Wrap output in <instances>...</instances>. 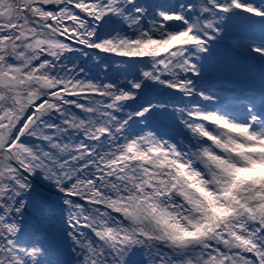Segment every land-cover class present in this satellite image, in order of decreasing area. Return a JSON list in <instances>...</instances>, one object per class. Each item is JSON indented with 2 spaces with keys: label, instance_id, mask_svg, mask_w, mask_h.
Wrapping results in <instances>:
<instances>
[{
  "label": "snow or ice",
  "instance_id": "6c2138e0",
  "mask_svg": "<svg viewBox=\"0 0 264 264\" xmlns=\"http://www.w3.org/2000/svg\"><path fill=\"white\" fill-rule=\"evenodd\" d=\"M0 264H264V0H0Z\"/></svg>",
  "mask_w": 264,
  "mask_h": 264
}]
</instances>
